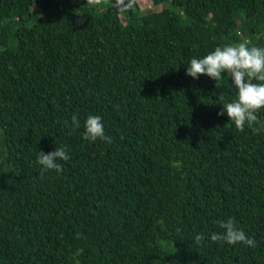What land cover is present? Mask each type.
<instances>
[{
    "label": "trees",
    "instance_id": "1",
    "mask_svg": "<svg viewBox=\"0 0 264 264\" xmlns=\"http://www.w3.org/2000/svg\"><path fill=\"white\" fill-rule=\"evenodd\" d=\"M150 1L0 0V264H264V132L217 114L226 73L186 75L264 47V0ZM89 115L111 143L83 139ZM228 218L255 247L209 239Z\"/></svg>",
    "mask_w": 264,
    "mask_h": 264
},
{
    "label": "clouds",
    "instance_id": "2",
    "mask_svg": "<svg viewBox=\"0 0 264 264\" xmlns=\"http://www.w3.org/2000/svg\"><path fill=\"white\" fill-rule=\"evenodd\" d=\"M88 2L98 5L101 0H88ZM249 43L245 41L236 45L218 46L202 58H192L186 67V75L193 79L206 75L217 83L222 79V74L226 73L236 89V97L230 102H224L225 97L220 94L218 99L223 102L222 111L217 114L226 113L228 120L233 123L237 131L242 132L247 126L253 132L261 133L264 132V121L259 118L260 111L264 110V47L249 46ZM64 124L75 130L80 127V120L73 115L70 124L67 120ZM82 137L90 142H95L97 139L107 143L112 142V138L104 133V125L99 115H89L86 118ZM69 159L70 155L63 146L56 147L49 153L38 152L37 163L42 166L41 176L48 170L62 172L63 165L60 161ZM217 226L222 231L211 233L209 239L212 242L256 246L254 239L236 227L234 219L217 221ZM204 239L202 233L194 237L197 244L202 243Z\"/></svg>",
    "mask_w": 264,
    "mask_h": 264
},
{
    "label": "rangeland",
    "instance_id": "3",
    "mask_svg": "<svg viewBox=\"0 0 264 264\" xmlns=\"http://www.w3.org/2000/svg\"><path fill=\"white\" fill-rule=\"evenodd\" d=\"M137 4V10L139 13H144L147 11H153V10H159L160 8L163 7L162 3H159L157 5H154L151 3L150 0H135ZM88 3V2H86ZM161 4V5H160ZM102 5V3H101ZM100 6H97L96 8L98 9ZM120 19L123 20V17L120 16Z\"/></svg>",
    "mask_w": 264,
    "mask_h": 264
}]
</instances>
